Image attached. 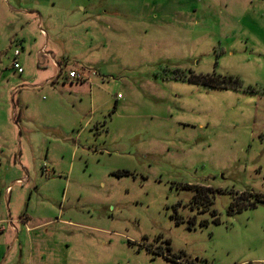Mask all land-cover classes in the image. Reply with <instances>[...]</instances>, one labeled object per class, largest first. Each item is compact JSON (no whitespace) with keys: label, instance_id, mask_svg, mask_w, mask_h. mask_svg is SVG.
<instances>
[{"label":"rangeland","instance_id":"rangeland-1","mask_svg":"<svg viewBox=\"0 0 264 264\" xmlns=\"http://www.w3.org/2000/svg\"><path fill=\"white\" fill-rule=\"evenodd\" d=\"M1 225L0 264H264V0H0Z\"/></svg>","mask_w":264,"mask_h":264},{"label":"trees","instance_id":"trees-1","mask_svg":"<svg viewBox=\"0 0 264 264\" xmlns=\"http://www.w3.org/2000/svg\"><path fill=\"white\" fill-rule=\"evenodd\" d=\"M193 78L194 77H191L189 79L190 83L203 86L204 88H208V89H233L235 87L240 86L239 84H237L239 83L238 78H234V77H222V76H217L216 74H213V75L201 76L196 79L195 78L193 79ZM53 82L57 83V80H54ZM14 118L18 119L17 115H15ZM189 187H193V186H189ZM238 211L242 212L243 209H239Z\"/></svg>","mask_w":264,"mask_h":264},{"label":"built area","instance_id":"built-area-1","mask_svg":"<svg viewBox=\"0 0 264 264\" xmlns=\"http://www.w3.org/2000/svg\"><path fill=\"white\" fill-rule=\"evenodd\" d=\"M20 55H21L20 50L14 51L12 68L17 72L22 73L23 69L19 60ZM67 77L69 80L77 84H84L90 80L89 74H87L84 71H78V70H69L67 73ZM8 191L9 189L7 190V192ZM4 230H5L4 225H1L0 231L3 232Z\"/></svg>","mask_w":264,"mask_h":264},{"label":"crops","instance_id":"crops-1","mask_svg":"<svg viewBox=\"0 0 264 264\" xmlns=\"http://www.w3.org/2000/svg\"><path fill=\"white\" fill-rule=\"evenodd\" d=\"M42 32H43V31H42ZM41 52L45 54V50H42ZM70 70H78V69H70ZM68 71H69V70H68ZM78 71H79V70H78ZM61 72H62V70H61ZM67 73H68V72H66V75H65V81H66V82H70V84H67L66 86H68V87H69V86H73L74 84H72V81L68 79V77H67ZM60 74H62V73H60ZM14 116H15V114H14ZM17 118H18V117H17ZM4 231H5V230H4ZM4 231H3V232H4ZM3 232L0 231V235L3 234Z\"/></svg>","mask_w":264,"mask_h":264}]
</instances>
